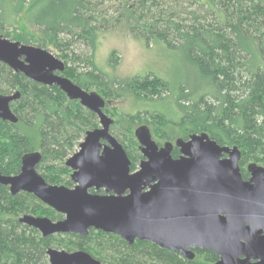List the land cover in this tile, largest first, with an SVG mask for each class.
Returning a JSON list of instances; mask_svg holds the SVG:
<instances>
[{"label": "trees", "instance_id": "16d2710c", "mask_svg": "<svg viewBox=\"0 0 264 264\" xmlns=\"http://www.w3.org/2000/svg\"><path fill=\"white\" fill-rule=\"evenodd\" d=\"M177 1L195 10L174 12L169 6ZM18 20L22 22L20 28ZM121 24L146 45L157 44L178 53L195 78V97L191 98L179 84L174 88L152 74L114 86L128 89L137 99L164 104V110L123 115L117 124L112 120L110 134L124 149L130 171L142 159L135 148L139 127H145L151 139L152 130L164 143H171L173 159L180 154L174 145L177 140L205 133L219 146L239 151L243 180L249 178L247 165L264 169V0H0L3 38L53 47L65 65L63 76L87 92L98 89L102 97L95 93L102 99L112 98L117 91L104 82L103 73L93 64L96 38L98 33ZM30 30L39 37L26 34ZM75 44L84 46L88 57L73 54L70 49ZM68 62L73 65L68 66ZM172 91H179L174 99L177 110L168 107L171 99L162 97ZM15 92L19 97L10 108L16 122L0 121V173L19 174L22 157L38 152L37 172L42 171L45 182L71 187L64 162L85 133L98 128L97 117L68 100L57 86L35 83L0 63V95ZM138 123L143 125L134 129ZM26 214L50 220L63 218L34 196L24 192L12 196L8 187L0 185V264H48V248L81 250L103 264L217 261V256L208 251L193 250L195 256L188 260L147 241L129 245L115 235L94 230L87 236L43 238L20 222Z\"/></svg>", "mask_w": 264, "mask_h": 264}, {"label": "water", "instance_id": "95a60500", "mask_svg": "<svg viewBox=\"0 0 264 264\" xmlns=\"http://www.w3.org/2000/svg\"><path fill=\"white\" fill-rule=\"evenodd\" d=\"M0 63L43 86H57L70 101L93 113L98 128L85 133L78 149L65 160L72 188L50 185L37 172L40 154L22 157L19 174L0 185L14 196L24 192L62 215H23L24 225L45 237L87 236L90 230L119 237L129 245L147 241L192 260L193 250L217 256L214 264H264V169L249 164L241 177L236 148L219 146L205 133L158 147L145 127L135 136L143 157L135 171L120 143L110 134L113 121L104 100L61 74L64 63L40 47L0 35ZM19 93L0 95V121L16 122L10 104ZM144 135L143 137L141 134ZM93 190L94 193H91ZM103 190L104 194H98ZM48 264H103L88 253L46 250Z\"/></svg>", "mask_w": 264, "mask_h": 264}, {"label": "rangeland", "instance_id": "374dc122", "mask_svg": "<svg viewBox=\"0 0 264 264\" xmlns=\"http://www.w3.org/2000/svg\"><path fill=\"white\" fill-rule=\"evenodd\" d=\"M169 8H171L174 12H180L183 10H195L194 7L192 8L186 2L182 3V1H177L176 4L171 3ZM21 16L22 14L19 16L18 19H20ZM21 23V20H18L17 27L20 28ZM26 34H29L34 38L39 37V34L32 30L26 31ZM8 40L11 41V39L9 38ZM30 45L36 47L38 46L37 44L32 43ZM40 48L45 49L55 57L57 56V51L51 46H45ZM70 51H72L73 54L77 55L79 58L88 57L89 55V51H87L86 48L80 44L73 45ZM56 58L63 62L62 59L58 57ZM92 58L95 67L101 73H103L104 82H106V84H108L111 89H113L114 86L117 87L119 82L123 83L127 82L128 80H131L134 77H143L147 74H152L168 82L174 88H176L179 84L180 87L186 89L185 91H183L184 94H190V98L195 97V91H193V84L195 81L193 72L189 65L183 63L179 54L175 53L174 51L167 50L161 45H146L144 40L137 39L130 35L129 31L127 30L126 24H121L120 26L112 30L105 31L103 33H98L96 38V46ZM67 64L68 66L73 65L69 62ZM113 91L117 92L112 98H104L103 100L105 102L104 109L108 111L107 116L113 121H115L116 124L119 117L123 115L127 116L135 115L139 112L141 113L145 111L164 110V104L156 102H146L147 100L137 99L128 89H113ZM89 92L99 93V90L91 88ZM177 92L179 91H172V93H166L162 95V97H164L163 99H171L172 102H170V106L168 105V103L166 105H168V107L173 110H177L176 103L174 102V99H176ZM117 93H120L121 96H117ZM100 96L102 97L101 94ZM181 104L189 105L190 102L187 101V103H185V101H181ZM142 125L143 124L138 123V125L135 126L134 129ZM111 127L112 125L110 126V128ZM109 132L112 133L111 129H109ZM140 134L142 137L144 136L142 135V133ZM151 134L152 140L158 146L162 147L164 145V142L166 141L158 138L156 134L153 135L152 130ZM198 134L201 133H197L196 135ZM83 138L84 136L79 141V143L83 140ZM174 141L175 140H173V142ZM135 148H137L136 142ZM77 149L78 146L75 147V151ZM38 173L42 174V171H38ZM69 174L70 171L68 170V174L66 175L67 179H69ZM52 221L57 220L54 219Z\"/></svg>", "mask_w": 264, "mask_h": 264}, {"label": "flooded vegetation", "instance_id": "af4514ba", "mask_svg": "<svg viewBox=\"0 0 264 264\" xmlns=\"http://www.w3.org/2000/svg\"><path fill=\"white\" fill-rule=\"evenodd\" d=\"M63 73H64V72H63ZM63 73L61 74L62 76H63ZM63 77H64V76H63ZM65 97H66V96H65ZM13 102H14V101H13ZM13 102H12V103H13ZM76 102H77V101H76ZM77 103H78V102H77ZM10 105H11V104H10ZM136 140H137V138H136ZM155 144H156V143H155ZM164 144H165V143H164ZM156 145H157V144H156ZM138 146H139V144H138V141H137V149H138V151H139V147H138ZM157 146H158V145H157ZM158 147H160V146H158ZM139 153H140V151H139ZM140 155H141V153H140ZM179 155H180V154H179ZM141 157H142V155H141ZM177 158H179V156H178ZM177 158H176V159H177ZM141 160H143V157H142ZM141 160H140V161H141ZM140 161H139V163H140ZM64 163H65V162H64ZM139 163H138V165L136 166V169H137V167L139 166ZM66 169H67V168H66ZM136 169H135V170H136ZM68 170H69V169H68ZM135 170H134V171H135ZM69 171H70V170H69ZM70 174H71V171H70ZM70 174H69V176H70ZM69 179H70V178H69ZM70 182H71V181H70ZM73 185H74V184L71 182V187H67V188H72ZM62 186H64V185H62ZM65 187H66V186H65ZM90 192H91V193H94L93 190H90ZM97 193H98V194H104L103 190H99Z\"/></svg>", "mask_w": 264, "mask_h": 264}]
</instances>
